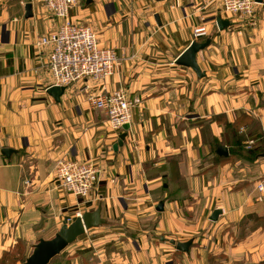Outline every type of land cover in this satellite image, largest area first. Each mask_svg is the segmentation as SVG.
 Segmentation results:
<instances>
[{
	"label": "crops",
	"instance_id": "obj_1",
	"mask_svg": "<svg viewBox=\"0 0 264 264\" xmlns=\"http://www.w3.org/2000/svg\"><path fill=\"white\" fill-rule=\"evenodd\" d=\"M71 16L120 61L105 87L83 81L58 102L47 92L50 50L37 42L60 21L39 0H0V264L100 205L107 227L65 254L93 245L97 264H264V157L217 154L219 145L231 152L227 124L251 136L244 144L256 137L264 145V0L255 25L226 13L221 0H85ZM218 17L229 27L220 30ZM201 25L208 36L198 41L211 44L197 54L199 78L177 60ZM119 89L140 103L115 151L125 131L115 132L90 99ZM62 158L96 166L100 199L62 188ZM215 210L222 214L212 222ZM125 230L135 238H122ZM171 240L193 243L183 253Z\"/></svg>",
	"mask_w": 264,
	"mask_h": 264
},
{
	"label": "built area",
	"instance_id": "obj_2",
	"mask_svg": "<svg viewBox=\"0 0 264 264\" xmlns=\"http://www.w3.org/2000/svg\"><path fill=\"white\" fill-rule=\"evenodd\" d=\"M46 10L58 21L59 27L42 36L37 45L50 50L48 70L53 86L71 87L83 81L100 84L105 87L119 65V57L114 48L100 45L93 28L74 21L71 13L85 0H39ZM223 9L231 15H239L256 23L258 0H221ZM208 36L204 25L193 31V39L198 41ZM92 107L103 112L112 129L117 133L124 131L125 125H131L133 110L140 103L132 99L125 89L113 92L102 91L90 99ZM99 171L93 163L62 158L57 163L56 181L66 192L81 199L100 196L95 193ZM259 191H264L260 184ZM78 214L77 216H81Z\"/></svg>",
	"mask_w": 264,
	"mask_h": 264
},
{
	"label": "water",
	"instance_id": "obj_3",
	"mask_svg": "<svg viewBox=\"0 0 264 264\" xmlns=\"http://www.w3.org/2000/svg\"><path fill=\"white\" fill-rule=\"evenodd\" d=\"M258 3H263V0H258ZM27 17L33 16L32 5L26 6ZM217 24L220 30H224L229 27L230 22L223 20L221 17L217 18ZM211 44V39H207L206 42L194 41L190 47L178 58L177 64L191 68L199 78L205 77L198 66L197 54L206 49ZM66 87L53 86L48 89V94L51 95L56 101H60L61 96L66 92ZM124 133L119 136L117 144L114 146L115 151H118L128 135L130 125L123 127ZM13 150L5 149L3 153L8 154ZM217 154L220 157H229V149L223 145L217 147ZM264 157V155H263ZM102 205L96 210L87 211L81 216L74 218L67 217L61 228L51 239L41 238L32 247L29 255L21 264H50L56 257L60 256L69 246L73 245L77 240L84 236L91 229L102 227L108 224V221L102 217ZM158 211L164 210V203H160L157 208ZM222 214L221 210H215L210 218L212 222H216L219 216ZM162 240H165L162 238ZM175 245L178 251L188 253L193 241L185 243H177L174 240L170 241Z\"/></svg>",
	"mask_w": 264,
	"mask_h": 264
},
{
	"label": "rangeland",
	"instance_id": "obj_4",
	"mask_svg": "<svg viewBox=\"0 0 264 264\" xmlns=\"http://www.w3.org/2000/svg\"><path fill=\"white\" fill-rule=\"evenodd\" d=\"M93 30L96 33V35L98 36L97 31L94 28H93ZM75 86H76V84L71 86V87H75ZM258 127L259 126L256 124L253 128L258 129ZM246 172L249 173V170ZM115 225L119 226V224H116V223H115ZM104 227H107V226H104ZM120 227L124 228L123 226H120ZM105 229H108V228H105ZM202 234H203V232H201L199 235L202 236ZM126 236L127 237L131 236V237L135 238V235L129 233L127 230H125V236H123L122 238L125 239ZM90 244H87V245H90ZM69 247H71V246H69ZM100 248L101 247H96V246L92 245L90 247H87L86 250H82L83 252L76 253L74 256H68L69 254H65V253H68V252H66L68 249L67 248L60 256L56 257L50 264H64V263H68L70 261L72 263H69V264H77V262H76L77 259H78V264H97V261L99 260V255H100V254L97 255L98 254L97 252H98V250H100ZM27 254L28 253L25 252V250H23V248L21 249V247H20L19 250H15L13 253L10 254L12 256L8 257V259H10V261H8L7 264H21L20 261L23 258L26 259V257L28 256Z\"/></svg>",
	"mask_w": 264,
	"mask_h": 264
},
{
	"label": "trees",
	"instance_id": "obj_5",
	"mask_svg": "<svg viewBox=\"0 0 264 264\" xmlns=\"http://www.w3.org/2000/svg\"><path fill=\"white\" fill-rule=\"evenodd\" d=\"M237 126H238L237 124L236 125L227 124V127L230 130L229 135L232 139L230 154L236 157L247 158V160H255L259 157H262L264 155L263 140L254 137V140L250 142V145L244 144V142L249 140V137L251 136L244 137L237 134L236 132ZM255 131H259V128L255 129ZM24 260L25 258H23L20 262L22 263ZM1 264H7V263H5L3 259V262Z\"/></svg>",
	"mask_w": 264,
	"mask_h": 264
}]
</instances>
